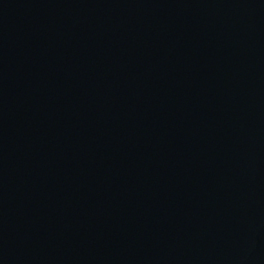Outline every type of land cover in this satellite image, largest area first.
Listing matches in <instances>:
<instances>
[{
	"label": "water",
	"instance_id": "1",
	"mask_svg": "<svg viewBox=\"0 0 264 264\" xmlns=\"http://www.w3.org/2000/svg\"><path fill=\"white\" fill-rule=\"evenodd\" d=\"M0 264H264V0H0Z\"/></svg>",
	"mask_w": 264,
	"mask_h": 264
}]
</instances>
